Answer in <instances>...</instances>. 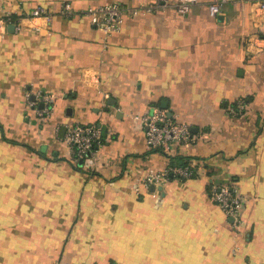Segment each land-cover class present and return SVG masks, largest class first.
Returning a JSON list of instances; mask_svg holds the SVG:
<instances>
[{"label":"crops","instance_id":"obj_1","mask_svg":"<svg viewBox=\"0 0 264 264\" xmlns=\"http://www.w3.org/2000/svg\"><path fill=\"white\" fill-rule=\"evenodd\" d=\"M108 1L0 0L19 23L0 34V264H264V11L228 0L212 15L200 0L107 35L81 11ZM39 5L50 23L29 18ZM38 90L53 95L46 120L28 102ZM240 97L247 111L230 114ZM155 106L194 141L148 148L141 116ZM92 123L103 141L75 164L66 133ZM179 163L196 174L141 181ZM214 184L238 187L239 228Z\"/></svg>","mask_w":264,"mask_h":264},{"label":"built area","instance_id":"obj_2","mask_svg":"<svg viewBox=\"0 0 264 264\" xmlns=\"http://www.w3.org/2000/svg\"><path fill=\"white\" fill-rule=\"evenodd\" d=\"M200 0H148L146 3L128 4L119 0H112L98 5L87 6L82 9L81 14L91 17L92 22L97 25L105 34H111L121 29L126 17L141 13H152L163 11L172 7L178 14H187L194 4ZM228 0H211L209 10L212 15H216ZM235 2V1H234ZM259 10L264 11V0H256ZM72 7L66 4L63 12L70 14ZM29 18L46 17L48 23L53 19L54 14L45 6H36ZM11 15L0 17V34L4 32L9 24H19L15 22ZM37 30L41 29L39 24L35 25ZM35 99L32 93H27L28 102L38 119H48L54 110L52 104V94L38 90ZM43 103V106H40ZM249 102L247 97H240L228 106V111L232 115H242L247 111ZM141 124L144 130L148 148L167 147L171 143L180 142L190 144L196 138L187 122L173 118L168 109L155 106L152 110L145 112L141 116ZM65 141L69 148V153L75 164H79L84 159L85 165L91 164L92 155H95L96 147L103 141L102 126L97 123L81 125L76 124L68 129ZM83 163V164H84ZM196 174L193 164H173L160 171H152L141 179L149 187L150 185L164 184L173 177L180 179L192 178ZM211 197L224 210L227 218L237 228L242 225V197L238 187L234 184L217 185L211 187ZM69 264V263H61ZM101 264V263H92Z\"/></svg>","mask_w":264,"mask_h":264},{"label":"water","instance_id":"obj_3","mask_svg":"<svg viewBox=\"0 0 264 264\" xmlns=\"http://www.w3.org/2000/svg\"><path fill=\"white\" fill-rule=\"evenodd\" d=\"M12 26H14V25H12ZM32 98L35 99L36 98L35 95H33ZM43 105H44L43 103H40V106H43ZM83 162H84V159H81L80 164H82Z\"/></svg>","mask_w":264,"mask_h":264},{"label":"trees","instance_id":"obj_4","mask_svg":"<svg viewBox=\"0 0 264 264\" xmlns=\"http://www.w3.org/2000/svg\"><path fill=\"white\" fill-rule=\"evenodd\" d=\"M179 164H182V163H179Z\"/></svg>","mask_w":264,"mask_h":264}]
</instances>
